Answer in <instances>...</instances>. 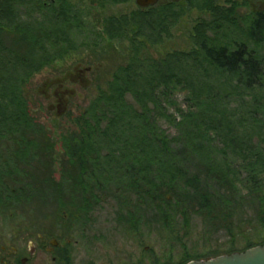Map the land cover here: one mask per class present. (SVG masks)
I'll return each instance as SVG.
<instances>
[{
    "label": "trees",
    "instance_id": "obj_1",
    "mask_svg": "<svg viewBox=\"0 0 264 264\" xmlns=\"http://www.w3.org/2000/svg\"><path fill=\"white\" fill-rule=\"evenodd\" d=\"M193 9L203 13L191 29L193 47L147 57V49L161 44L174 21ZM83 22L68 0H0L1 202L22 203L35 194L36 180L26 168L41 149L45 129L31 115L26 98L32 76L68 59L79 46L95 51L102 44L127 42L131 49L125 62L104 87L98 86L96 97L61 138L63 175L88 200L96 201L94 191L119 190L112 192L117 221L132 231L171 229L176 219L187 223L195 214L205 226L217 222L211 231H226L231 249L225 255L234 252L236 238L245 247L235 253L264 245V198L254 193L258 175L264 174V137L259 133L264 116L254 109L249 118L255 127L242 136L220 106L228 86L247 94L264 91V13L251 14L244 25L234 9L226 11L212 0H188L184 8L108 16L93 43L78 45ZM233 32L238 38H232ZM190 63L204 74H218L219 90L188 75ZM179 85L194 89L184 102L195 105L189 103L175 118L166 105ZM165 121L175 129L174 136L160 128ZM90 168H98L95 181ZM243 175L245 181L239 179ZM85 182L94 185L84 187ZM237 184L250 188L244 200L235 196ZM55 185L62 192L61 183ZM251 204L257 209L239 228L246 215L242 207ZM86 205H79L81 220L89 214Z\"/></svg>",
    "mask_w": 264,
    "mask_h": 264
},
{
    "label": "rangeland",
    "instance_id": "obj_2",
    "mask_svg": "<svg viewBox=\"0 0 264 264\" xmlns=\"http://www.w3.org/2000/svg\"><path fill=\"white\" fill-rule=\"evenodd\" d=\"M68 1L80 11L84 21V26L76 39L78 45L80 42L93 43L95 34L103 29L106 17L129 16L133 9V5L122 4L108 6L102 12L97 8L98 0ZM212 1L226 11L228 7L233 6L232 10H235L238 21H245L244 25L251 14L264 12V0ZM202 14L193 9L180 16L174 21L169 37L161 44L150 46L146 56L158 59L169 52H188L192 44L190 41L192 26ZM243 31L246 30L243 28ZM237 35L233 32L232 38ZM261 47L264 50V45ZM92 49L91 46H79L68 59L55 61L53 65L32 76L29 81L26 88L29 110L45 129V133L40 137L41 149L35 160L26 168L36 180L33 182L35 194L27 196L22 203H2L0 200V245L6 246L9 250L12 247H20L27 252L29 243L43 246L53 237L68 248L71 254L69 264H180L187 260H208L225 255L228 249H231L229 237L224 229L211 231L212 226H217V222H213L212 226H205L201 219L191 214L187 223L179 219L173 221L171 229L162 231L153 226L149 229L141 226L140 230L132 231L127 224L121 225L117 221L118 206L112 194L119 190H113V193L105 188L98 192L94 191L97 195L96 201L92 198L88 200L87 196L74 189V185L71 186L70 181L63 175L61 165L64 151L61 138L66 136L67 131L72 130L74 118L96 97L98 86L104 87L117 66L125 62L131 46L127 42L120 45L114 42L109 46L102 44L95 51ZM77 65L82 70L81 75L74 71ZM188 67L192 68V73L188 75L195 76L199 81L208 82L219 90L222 82L218 74L212 71L204 74L199 67L194 69L191 63ZM190 71L187 70L186 73ZM60 83H63L64 101L59 106V113L55 114L51 109L54 105L52 92ZM184 86L175 87L176 92L170 95L167 101L169 104L166 105V110L175 118L178 111H185L188 108L189 103L191 106L195 105L184 102L186 97H190L189 92L193 89L191 86L186 88ZM225 90L227 94L225 93L226 98L220 105L221 110L230 114L237 134L245 136L255 127L249 114L256 109L264 116V91L255 90L247 94L234 90L233 85ZM46 95L49 96L45 97ZM159 126L167 136L171 137L176 133L169 122H161ZM259 133L264 137L263 130ZM105 152L101 151L102 157ZM97 169H89L94 173L92 177L94 181L98 177ZM239 179L245 181L246 175ZM258 179L259 188L254 193L264 198V174L258 175ZM55 182L61 183L62 192L58 190ZM93 185V182H87L84 187ZM249 189L247 186L237 184L235 196L239 198L238 200H244L250 193ZM78 193L82 195L81 198H78ZM82 202L87 204L86 208L90 205L89 214L84 220L80 219L78 212ZM242 208H245L242 210L246 211V215L238 223L239 228L245 227L257 209L253 204L249 207L251 211L247 205ZM38 235L44 239L41 243L37 240ZM232 244L233 253L242 251L245 247L239 238L234 239ZM51 257L44 250H39L34 264H57L52 262Z\"/></svg>",
    "mask_w": 264,
    "mask_h": 264
},
{
    "label": "flooded vegetation",
    "instance_id": "obj_3",
    "mask_svg": "<svg viewBox=\"0 0 264 264\" xmlns=\"http://www.w3.org/2000/svg\"><path fill=\"white\" fill-rule=\"evenodd\" d=\"M150 1L151 0H98L97 2L99 4L97 8L103 12L108 6H121L122 4L133 5V9L130 11V14H136L137 12L148 14L153 10L164 9L167 11L169 9H176L178 7L184 8L188 3V0H157L155 4L150 5ZM232 7L233 6L228 7L227 10L231 11ZM74 71L78 75H81L82 70L79 68V65L75 67ZM63 91V83H60L54 87L52 92L54 105L51 107V109L54 110L55 114L59 113V106L63 104ZM48 96L49 95H46L45 97ZM42 239L43 238L41 235L37 236L39 243H41ZM39 250H44L47 255H51V260L54 263L69 264L71 261V254L68 248L66 249V247H64L59 240L51 237L43 246L33 242L29 243L27 252H24L23 248L20 247H12L9 250L6 246L0 245V264H34V260L36 259L37 252Z\"/></svg>",
    "mask_w": 264,
    "mask_h": 264
},
{
    "label": "water",
    "instance_id": "obj_4",
    "mask_svg": "<svg viewBox=\"0 0 264 264\" xmlns=\"http://www.w3.org/2000/svg\"><path fill=\"white\" fill-rule=\"evenodd\" d=\"M157 0H151L150 5ZM185 264H264V245L255 246L240 253L222 255L208 260L189 261Z\"/></svg>",
    "mask_w": 264,
    "mask_h": 264
},
{
    "label": "clouds",
    "instance_id": "obj_5",
    "mask_svg": "<svg viewBox=\"0 0 264 264\" xmlns=\"http://www.w3.org/2000/svg\"><path fill=\"white\" fill-rule=\"evenodd\" d=\"M179 118V117H178Z\"/></svg>",
    "mask_w": 264,
    "mask_h": 264
}]
</instances>
